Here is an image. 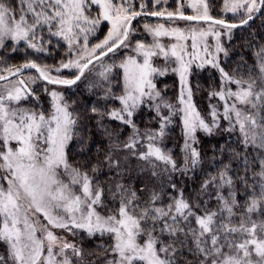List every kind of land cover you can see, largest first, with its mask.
<instances>
[{"label":"snow or ice","instance_id":"6c2138e0","mask_svg":"<svg viewBox=\"0 0 264 264\" xmlns=\"http://www.w3.org/2000/svg\"><path fill=\"white\" fill-rule=\"evenodd\" d=\"M166 3L139 0L137 10L136 0H0V49L23 43L45 53L63 42L67 57L0 75V264H264V43L253 35L252 62L241 56L232 71L221 61L229 57L222 36L264 16V0H222L221 11L238 17L232 23L213 17L209 0L158 7ZM144 15L192 26L144 24L152 43H133V21ZM103 22L110 27L92 44ZM26 69L38 75L9 79ZM63 69L74 70L71 78ZM197 69L219 74L208 98L223 103L206 114L194 99ZM169 72L179 80L174 101L157 84ZM38 80L68 88L87 80L100 95L77 112L45 87L46 110L32 87ZM201 134L224 143L205 149ZM74 144L83 162L73 160ZM57 230L102 243L88 251Z\"/></svg>","mask_w":264,"mask_h":264},{"label":"trees","instance_id":"16d2710c","mask_svg":"<svg viewBox=\"0 0 264 264\" xmlns=\"http://www.w3.org/2000/svg\"><path fill=\"white\" fill-rule=\"evenodd\" d=\"M12 2L16 3V0H12ZM184 2H185V5H187L188 0H184ZM209 3L212 5L211 15H213V17L223 18V19H226L228 22H238V18L234 17L231 13H224L221 11L222 0H209ZM138 5H139V0H136L137 10H139ZM158 7L166 8L169 11H174L177 7L176 0H167L166 4H161ZM151 10H153L152 5L149 4L148 11H151ZM185 14L192 15L193 12L190 8L185 7ZM142 18L146 19L145 21L147 24H153V23L156 24L157 23L156 21L161 20V19H155L149 16H143L137 19L133 23V26L136 27V25L138 24V21ZM106 28H107L106 24H103L100 28L99 35L100 33L102 34L105 33ZM242 30L244 31L238 34L239 38L237 39V41L234 44H232L231 47L228 48L231 52L229 54V57L226 59L221 58L223 66L228 71H232V69L237 66L236 64L240 60L241 56H244L245 59H247L249 63L252 62L251 54L249 57L247 53V50L249 48L246 45L248 41L253 39V35H255L257 43H264V16L259 14L253 21L249 23V25L242 27ZM135 40H142V37L141 38L137 37ZM65 51L66 49H65V46L63 45V42H61V46L59 48H56L55 43H54V46L51 47L47 53H41V54L31 53L32 51L22 52L20 46L17 48V51L12 52L11 45H9V47L6 49H0V60H7V64L9 66L10 65L20 66L28 60H35L36 63L43 66V65H48L52 63L53 64L58 63L61 60L67 59L65 55ZM117 59H119V57H117ZM3 73L5 72L1 70L0 74H3ZM196 73H197L196 75L191 77V84L193 86V90L195 94L194 99H195V102L198 104V106L201 107L202 105L203 107L205 106L204 108H207L206 102L207 100H209L208 93L213 91L214 89L218 90L220 87V82L218 79L219 74L212 69H207V70L197 69ZM87 84H88V81L84 80V81L78 82L76 86H73L71 88L66 87L65 98L68 100L70 104L75 102L73 107L75 108L77 112H83L84 110L90 108L94 103H96L100 95L99 92H95V91L90 92L88 90ZM157 84H158V87L162 89H164L166 85L167 86L166 98L172 101L175 100L178 94V91H179V80L176 74L169 72L167 75L163 77H158ZM42 99L44 98H41V100ZM212 100L215 101L216 99H212ZM42 102H43L44 108L47 110L49 107V104H46L43 100ZM148 117H149V113L147 111L142 112L137 117V122L141 125V128L147 125ZM106 123H109L110 126L113 128L120 127V125L115 122L106 121ZM201 138L203 140V147L205 149H207L210 144L217 143V141H219L220 143H224V139L222 137L204 138L203 135L201 134ZM97 143H99V134H97V137L95 138V141L92 145V152L89 153V155H92L95 153ZM180 143H181L180 129L175 128L172 133L171 139L168 141V144L170 147L176 148ZM72 153H73L72 158L74 161L83 162L84 160L87 159V155L78 154V146L75 144L72 146ZM210 170L211 169H209V171ZM101 179H103V177H101ZM195 180H196L195 184H193L191 180L187 181L190 187L198 186L200 177L197 176ZM78 239H79V244H81L88 251L96 249L97 246L100 243H102V241L98 238L89 239L87 237L79 236ZM88 260L90 261L96 260V257L95 256L90 257L88 258Z\"/></svg>","mask_w":264,"mask_h":264},{"label":"rangeland","instance_id":"374dc122","mask_svg":"<svg viewBox=\"0 0 264 264\" xmlns=\"http://www.w3.org/2000/svg\"><path fill=\"white\" fill-rule=\"evenodd\" d=\"M16 3H18V0H16ZM96 14V9L94 8L93 9V15H95ZM194 14V13H193ZM238 18V17H237ZM156 19V18H155ZM146 19H144V18H142V19H140L139 21H138V24L136 25V29H138V31L135 33V38H134V40H133V43H135V39L138 37H142V41H144L145 43H152V36L149 34V33H147V32H145L144 31V28H143V25L144 24H147L146 23V21H145ZM157 23L155 24V23H153V24H149V25H153V26H155V25H157V24H164L166 27H175V26H179V27H181V28H186V27H190V26H192L191 25V22H186V21H181V20H177V21H175V22H173V21H169V20H167V19H161V20H158V21H156ZM103 24H106V26H107V28H106V31H105V33H100V35H99V32H100V28L97 30V32H96V35H95V38H90V42L92 43V44H94V43H97V42H99V40H102L103 38H104V36L106 35V33H107V31H108V28L110 27V25L107 23V22H103L102 23V25ZM101 25V26H102ZM201 27H207V25L206 24H202V25H200ZM223 31V30H222ZM242 31H244V30H242V27L241 28H238V29H234L233 31H232V33H231V39H229V37H228V34H225V35H223L222 36V38H221V40H222V43H223V45H224V47L225 48H229V47H231V45L232 44H234L236 41H237V39L239 38L238 37V34L240 33V32H242ZM102 34V35H101ZM160 41H161V43H163V44H165V45H168V44H171L172 42H174L173 41V39L172 38H170V37H161L160 38ZM210 43H214V41H212L211 40V38H210V41H209ZM21 47V51L22 52H26V51H32L31 53H36V54H41V53H38V52H35L33 49H28V48H26V46L23 44V43H21V44H19V45H16V48H18V47ZM54 46V44L51 46V47H53ZM50 47V48H51ZM50 48L48 49V50H50ZM229 50V49H228ZM253 51V49H248L247 50V53H248V55H249V57H250V54H251V52ZM48 52V51H47ZM47 52H45V53H47ZM29 53V52H28ZM231 52H230V50H229V54H230ZM123 54H125V53H122V55ZM221 58H224V59H226V57H224L223 56V54H221ZM228 58V57H227ZM3 61V62H2ZM108 62H110V61H108ZM155 63H156V65L157 66H162L163 64H164V59H163V57H160V58H157L156 60H155ZM58 64H59V62L58 63H52V64H48L49 66H58ZM237 65V64H236ZM7 66H9L8 64H7V60H0V71L1 70H3L5 67H7ZM175 65H171V67H174ZM227 70V69H226ZM73 71L74 70H71V69H63L62 71H61V73H60V75H62V76H64V77H67V78H71V75H72V73H73ZM4 75H6V73H3ZM3 74H0V75H3ZM53 75H56L57 73H55V72H53L52 73ZM27 76H37V74L35 73V72H27V73H25L24 75H23V78L24 77H27ZM178 77V76H177ZM14 79H18V78H11L10 80H14ZM2 83H4V82H0V84H2ZM32 87L34 88V91L36 92V93H38L40 96H41V98H44V99H42L46 104H49V102H50V97L44 92V88L45 87H47L48 88V90L49 91H51V90H56V91H58V92H62L64 95H65V91H66V87L65 86H62V85H50V84H47V82H45V81H42V80H38L37 81V83L35 84V85H32ZM210 103L211 104H217V105H221L223 102L222 101H219L218 100V98L215 100V101H213V100H211V101H209V100H207V102H206V104H207V108H204L202 105H201V107L200 106H198V104H197V106H198V108L202 111V113H204V114H206L207 112H208V109H209V105H210ZM205 104V103H204ZM178 129H179V127H177ZM57 234L58 235H60V236H64L66 239H68L69 241H71V242H75V243H78L79 244V236H76V237H74V236H72L71 234H69V233H67V232H65V231H62V230H57Z\"/></svg>","mask_w":264,"mask_h":264},{"label":"water","instance_id":"95a60500","mask_svg":"<svg viewBox=\"0 0 264 264\" xmlns=\"http://www.w3.org/2000/svg\"><path fill=\"white\" fill-rule=\"evenodd\" d=\"M186 15H189V14H186ZM258 15H259V14H257V16H258ZM144 16H147V15H144ZM141 17H143V16H141ZM149 17H152V16H149ZM139 18H140V17H137L136 20L139 19ZM152 18H156V19H166V18H162V17H161V18H158V17H152ZM136 20H134L133 23H134ZM230 23H232V22H230ZM30 71L36 72L34 69H26V70H24V73H27V72H30ZM24 73H23V74H24ZM36 74H37V73H36ZM37 75H38V74H37ZM16 77H18V78H22V76H19V75L16 76ZM11 78H14V77H9V79H11ZM0 82H3V81H0Z\"/></svg>","mask_w":264,"mask_h":264}]
</instances>
